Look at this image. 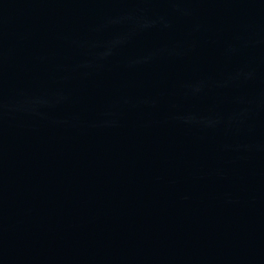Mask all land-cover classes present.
Returning <instances> with one entry per match:
<instances>
[{
	"label": "water",
	"instance_id": "water-1",
	"mask_svg": "<svg viewBox=\"0 0 264 264\" xmlns=\"http://www.w3.org/2000/svg\"><path fill=\"white\" fill-rule=\"evenodd\" d=\"M0 264H264V0H0Z\"/></svg>",
	"mask_w": 264,
	"mask_h": 264
}]
</instances>
